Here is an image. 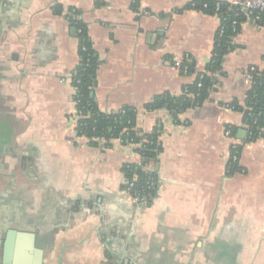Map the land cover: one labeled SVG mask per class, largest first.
Here are the masks:
<instances>
[{
    "label": "crops",
    "instance_id": "crops-1",
    "mask_svg": "<svg viewBox=\"0 0 264 264\" xmlns=\"http://www.w3.org/2000/svg\"><path fill=\"white\" fill-rule=\"evenodd\" d=\"M132 2L60 0L55 15L56 0H0V264H264V140L243 145V173L227 176L244 129L226 108L243 105L248 68L264 71V23L241 25L219 85L175 125L144 106L193 82L175 63L190 57L204 71L219 20L176 13L190 0H139L138 12ZM69 8L100 58L98 109H136L142 133L163 124L149 208L122 189V165L139 163L134 147L94 148L76 133ZM228 127L234 138L224 137Z\"/></svg>",
    "mask_w": 264,
    "mask_h": 264
},
{
    "label": "trees",
    "instance_id": "trees-1",
    "mask_svg": "<svg viewBox=\"0 0 264 264\" xmlns=\"http://www.w3.org/2000/svg\"><path fill=\"white\" fill-rule=\"evenodd\" d=\"M139 0H133L131 9L138 12ZM196 11L217 17L219 27L214 36L213 49L209 62L203 72H196L195 62L190 57L182 59L178 70L185 76H194L193 82L184 87L179 96L162 94L153 97L145 106V112L164 110L168 113L173 124L179 125V115L201 107L219 85V79L224 77L222 63L226 55L234 50L233 38L238 35L241 25L246 21L242 14L236 15L235 8L222 0H190L181 10ZM55 15H62L60 5L53 7ZM65 18L75 30L78 39V66L71 75L72 86L75 88L74 102L76 109L83 118L76 122V133L86 138L94 148L110 149L114 141L134 147L139 157L137 164H124L121 167L123 175L122 189L126 190L131 184L130 194L140 195L146 202V208L152 206L158 191L159 178L156 170L158 156L162 152L159 138L163 131V124L158 122L150 133H142L136 128L137 111L125 107L114 113L101 112L95 102L93 89L96 85V70L100 64L99 55L94 51L88 38L86 26L80 20V13L69 8ZM237 26H233V22ZM252 70V71H251ZM246 73L251 77V85L246 91L243 105L233 101L226 105L232 111L242 115V127L246 133L242 145L230 148V157L239 159L243 145L264 140V71L250 67ZM217 75V77H214ZM234 138L238 129L228 127ZM100 142L103 144L100 145ZM243 173L238 163H227V176ZM153 184V185H152ZM107 258H110L107 255Z\"/></svg>",
    "mask_w": 264,
    "mask_h": 264
},
{
    "label": "built area",
    "instance_id": "built-area-1",
    "mask_svg": "<svg viewBox=\"0 0 264 264\" xmlns=\"http://www.w3.org/2000/svg\"><path fill=\"white\" fill-rule=\"evenodd\" d=\"M226 3H228L230 6L235 8L236 15L242 14L243 17L246 18V21L252 24L261 25L264 23V0H222ZM60 0H56V5H58ZM245 21V22H246ZM237 22H233V26H237ZM175 65L178 67L179 64L175 63ZM252 71V70H251ZM214 77H217V75H214ZM245 83L248 85V87L251 85V77L245 72ZM75 95V94H74ZM76 107V102H74ZM227 108V107H226ZM229 110H232L228 108ZM83 115L81 112H79L77 109L75 110L74 114V120L77 122L78 120L82 119ZM224 137L226 139H230L231 133L229 130H225ZM237 145L233 144L231 147L235 148ZM229 160L231 163H237L238 159L236 157H230ZM153 185V184H152ZM132 185L129 184L128 188L125 190V193L128 194L134 203L138 204L139 209H146V202L144 199L140 198V195L138 193H135L133 196L130 194V189Z\"/></svg>",
    "mask_w": 264,
    "mask_h": 264
},
{
    "label": "water",
    "instance_id": "water-1",
    "mask_svg": "<svg viewBox=\"0 0 264 264\" xmlns=\"http://www.w3.org/2000/svg\"><path fill=\"white\" fill-rule=\"evenodd\" d=\"M74 31H75V30H73V32H74ZM245 136H246L245 131L241 130V131L238 132V136H237V138H238L239 140L243 141V140L245 139ZM12 233H13V232H9L8 235H7L6 243H5V246H4L5 248H6V246L8 245V242H9L10 237L12 236Z\"/></svg>",
    "mask_w": 264,
    "mask_h": 264
}]
</instances>
